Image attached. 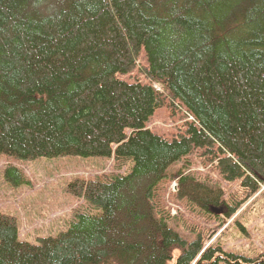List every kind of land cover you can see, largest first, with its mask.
<instances>
[{"label":"trees","instance_id":"obj_1","mask_svg":"<svg viewBox=\"0 0 264 264\" xmlns=\"http://www.w3.org/2000/svg\"><path fill=\"white\" fill-rule=\"evenodd\" d=\"M141 52L147 83L115 79ZM177 102L192 119L181 133L147 129ZM194 151L239 181L234 208L264 187V0H0V155L133 162L126 176L72 181L102 214L75 211L56 238L21 242L16 220L0 215V264H170L175 251L174 264H264L206 246V236L155 240L151 225L166 231L171 214L150 200ZM197 176L179 174L173 194L220 206L221 187ZM4 178L26 184L14 165Z\"/></svg>","mask_w":264,"mask_h":264},{"label":"rangeland","instance_id":"obj_2","mask_svg":"<svg viewBox=\"0 0 264 264\" xmlns=\"http://www.w3.org/2000/svg\"><path fill=\"white\" fill-rule=\"evenodd\" d=\"M145 65L141 52L133 71L118 74L116 78L128 84H145L147 79L140 72V68ZM152 85L160 91L159 85ZM186 120L192 122L177 102L175 110L170 109L169 104L156 109L146 122V127L159 136L171 139L183 131ZM198 153L194 151L169 167L166 178L158 184L154 201L169 211L170 220L175 224L171 227L187 241H194L200 235L206 236V246L213 243L225 253L264 260V187L256 198L252 196L246 202L241 201L239 209L234 208L233 197L238 198L243 194L239 181H223L214 169V164L204 160L205 156ZM9 165H14L22 173L26 184L15 187L5 181L4 172ZM132 166L131 160L116 164L113 157L69 156L25 161L0 155V215L16 220L18 239L21 242L37 245L40 239L56 238L67 231L75 219V211L94 216L102 214V210L91 208L83 198L74 195L69 189L72 181H92L101 175L126 176ZM190 173H198L196 179L204 187H207L206 182L209 180L211 185L221 187L224 201L220 202V206L204 210L202 203L191 198L180 199L173 194L177 189V176ZM199 174L206 177V181ZM142 188L139 186L138 190ZM177 253L175 251L170 264H174Z\"/></svg>","mask_w":264,"mask_h":264},{"label":"bare ground","instance_id":"obj_3","mask_svg":"<svg viewBox=\"0 0 264 264\" xmlns=\"http://www.w3.org/2000/svg\"><path fill=\"white\" fill-rule=\"evenodd\" d=\"M137 65V64H136ZM133 71V70H132ZM131 71V72H132ZM131 72H129V73H131ZM129 73H127V74H129ZM118 75V74H117ZM115 79H117V78H115ZM201 189V188H200ZM203 189L201 190V192L203 193ZM201 194V193H200ZM202 195V194H201ZM155 199V198H154ZM150 202L151 203H153V205H157L158 207H160V209H161V203H157V201H154V200H150ZM149 204V203H148ZM211 206H214V205H211ZM211 206H210V208H211ZM191 211V210H190ZM191 212H193V211H191ZM167 223H168V228L169 229H167L166 231H164V230H162V231H159V229L156 227V226H153V225H151L152 227H154V232H155V234H154V238H155V240L156 241H159V242H161V240L163 241V242H165V241H169V239L168 238H170L171 240H173V241H176V242H179V240H178V238H177V236H173V233H176V231H175V229L174 228H172L171 226H173V225H175L174 224V222L172 223V221L171 220H168L167 221ZM150 226V227H151ZM156 227V228H155ZM178 236H180L178 233H176Z\"/></svg>","mask_w":264,"mask_h":264}]
</instances>
